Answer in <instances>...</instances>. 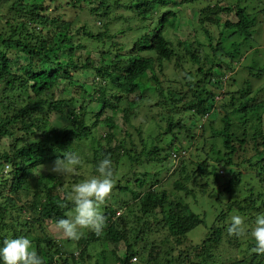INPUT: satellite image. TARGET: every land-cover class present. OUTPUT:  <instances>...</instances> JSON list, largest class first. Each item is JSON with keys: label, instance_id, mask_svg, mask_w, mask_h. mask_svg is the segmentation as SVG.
<instances>
[{"label": "trees", "instance_id": "16d2710c", "mask_svg": "<svg viewBox=\"0 0 264 264\" xmlns=\"http://www.w3.org/2000/svg\"><path fill=\"white\" fill-rule=\"evenodd\" d=\"M143 105L157 110L144 120L154 135L134 126ZM263 123L264 0H0V242L27 237L43 264H264L251 237ZM67 152L82 164L56 175ZM105 157L133 218L100 206L101 235L55 240L45 223L68 218L72 187ZM33 169L46 173L32 181ZM192 204L218 210L196 244ZM234 215L240 236L227 231Z\"/></svg>", "mask_w": 264, "mask_h": 264}, {"label": "clouds", "instance_id": "9594fccd", "mask_svg": "<svg viewBox=\"0 0 264 264\" xmlns=\"http://www.w3.org/2000/svg\"><path fill=\"white\" fill-rule=\"evenodd\" d=\"M82 164L81 157L75 152L63 154V158L55 161L52 172L56 175L74 174ZM98 175L85 179L75 184L68 200L73 205V212L68 218H62L57 222L58 228L69 240H79L84 234L82 230L101 235L106 220L100 211V206L105 202L113 188V168L109 157L100 160L97 165ZM119 215L114 211L110 220ZM113 217V218H112ZM245 221L240 215L231 217L228 226V234L240 236L245 233ZM251 237L255 241L254 251L257 255H264V214L256 216L251 227ZM134 256L132 261H136ZM0 264H43L41 257L32 248L30 239L27 237L7 238L0 242Z\"/></svg>", "mask_w": 264, "mask_h": 264}, {"label": "rangeland", "instance_id": "374dc122", "mask_svg": "<svg viewBox=\"0 0 264 264\" xmlns=\"http://www.w3.org/2000/svg\"><path fill=\"white\" fill-rule=\"evenodd\" d=\"M14 1L15 0H9L10 3L14 2ZM53 10H55V9H53ZM188 14H189V17H185L182 20L183 24H186L187 25L189 23V21L191 20V17H194L196 15L195 8L189 9ZM178 32L180 34H184L185 31H178ZM168 71H170V69ZM76 80H78V79L76 78ZM146 106H148V105H143V107H142L143 109H142L141 115H138L137 117H135L134 118L135 120L133 121L134 126L136 128L139 125H142V130H143V133H144L143 136H146L148 134L154 135L158 131V128L155 125V121L153 119H148L146 121V123L144 121L145 120V117H148L149 114H153L154 113L153 115H155V117H156V114L155 113H157V110H154L151 113L150 112V109L147 108ZM97 107L99 108V106H97ZM51 121H52V123L54 125L59 126V125H62L65 122V119L62 118L61 116H55L54 115L52 117ZM263 125H264V123H263ZM123 129L124 128L121 127L120 128V132H123L122 131ZM134 129L135 128H132L131 127V129H129V130L131 132H134ZM134 138H135V140H137V135H135ZM4 141H5V139L2 140L3 143H5ZM139 146H140V142H139ZM7 149H8V145L7 144L0 146V151L7 150ZM53 163H55V162H53ZM146 168H147V165H146ZM45 173H46V171L44 169L43 170L33 169V170H31V173H30L29 177H30V179L32 181H34L36 177H39V176H41V175H43ZM167 176H168V172L167 173L163 172L161 175H159L158 180L160 178V180L164 181ZM150 181H151V179H150ZM151 182H155V181L152 180ZM149 184L150 183H148L147 186ZM116 194H117V191L116 190H111L109 196L106 198L105 202L101 205V207L103 208V206L111 205L113 207V209H116V212H118L119 214H122L123 213V215L126 214L130 219H132L133 218V214L136 211L135 207L134 208H131L130 210H128V209L126 210L124 208V205L122 204V201L119 198L117 200ZM216 194H217V191L215 192V196L213 197L214 202L216 201ZM191 210L193 212H195V213H202V217H204V223L203 224L197 225L196 227H194L193 229H191L186 234V238H187V240H189V243L196 244L198 241L200 242V240L208 232L209 227H210V225H211V223H212L215 215L218 213V210H215L214 208H212L210 206H204L202 204H197V205L192 204L191 205ZM103 211L105 212L104 209H103ZM44 228H45V230H47L48 233H50L55 238V240H58L60 238L66 239V237L64 236L62 230L58 228V225L57 224L47 222V223H45V227ZM36 234L42 235V233L39 230H36L31 235V237H33ZM155 236H157V234ZM69 242L75 244V240H69ZM243 242H245V244H246V239L243 240ZM114 247H115V243H110V249H112ZM116 249H117L118 254H122L124 252V249H125L124 243L122 241H120L117 244ZM92 264H96V263L95 262H92Z\"/></svg>", "mask_w": 264, "mask_h": 264}, {"label": "built area", "instance_id": "2783aa9c", "mask_svg": "<svg viewBox=\"0 0 264 264\" xmlns=\"http://www.w3.org/2000/svg\"><path fill=\"white\" fill-rule=\"evenodd\" d=\"M174 155V154H173ZM175 156V155H174ZM113 218V217H112Z\"/></svg>", "mask_w": 264, "mask_h": 264}]
</instances>
